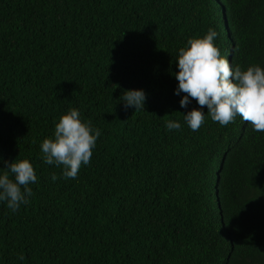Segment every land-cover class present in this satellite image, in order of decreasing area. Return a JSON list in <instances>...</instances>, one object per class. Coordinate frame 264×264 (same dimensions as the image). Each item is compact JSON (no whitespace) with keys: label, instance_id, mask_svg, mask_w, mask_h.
Here are the masks:
<instances>
[{"label":"trees","instance_id":"1","mask_svg":"<svg viewBox=\"0 0 264 264\" xmlns=\"http://www.w3.org/2000/svg\"><path fill=\"white\" fill-rule=\"evenodd\" d=\"M210 28L230 67L264 69V0H0V167L37 177L17 211L0 201V264H264V132L206 106L193 131L174 92ZM70 108L101 131L74 179L41 152Z\"/></svg>","mask_w":264,"mask_h":264},{"label":"clouds","instance_id":"2","mask_svg":"<svg viewBox=\"0 0 264 264\" xmlns=\"http://www.w3.org/2000/svg\"><path fill=\"white\" fill-rule=\"evenodd\" d=\"M217 33L208 29L202 37L191 38L188 46L179 50L176 58L178 72L175 74L178 87L175 94L183 95L179 101L186 108L194 99L199 105L183 113L189 128L199 130L207 113L221 126L236 124L240 129L246 122L256 132H264V69L259 65H250L245 70L239 66L230 67L228 59L220 54L214 43ZM146 99L142 89H129L122 98L125 108L134 106L135 110L144 109ZM239 116L243 120L237 121ZM166 128L181 129L178 121H166ZM99 129H94L91 121L82 122L78 109L70 108L62 114L55 125L52 138H45L41 144L45 163L63 166L64 178H76L81 165H87L92 157V150ZM0 157V161H2ZM7 171L0 174V201H6L12 211H17L21 204H27L32 195L30 184L36 183L37 177L33 165L28 159L3 161ZM52 180L57 176L52 175ZM22 260L23 257L21 256Z\"/></svg>","mask_w":264,"mask_h":264}]
</instances>
